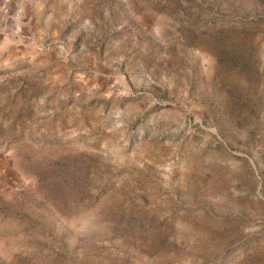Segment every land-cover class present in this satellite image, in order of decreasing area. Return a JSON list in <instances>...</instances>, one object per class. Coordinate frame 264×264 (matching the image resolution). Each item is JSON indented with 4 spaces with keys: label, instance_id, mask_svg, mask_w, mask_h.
Wrapping results in <instances>:
<instances>
[{
    "label": "rangeland",
    "instance_id": "rangeland-1",
    "mask_svg": "<svg viewBox=\"0 0 264 264\" xmlns=\"http://www.w3.org/2000/svg\"><path fill=\"white\" fill-rule=\"evenodd\" d=\"M0 264H264V0H0Z\"/></svg>",
    "mask_w": 264,
    "mask_h": 264
}]
</instances>
